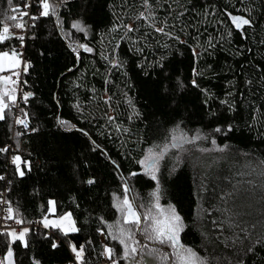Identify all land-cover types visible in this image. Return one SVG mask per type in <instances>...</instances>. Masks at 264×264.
Segmentation results:
<instances>
[{
  "label": "trees",
  "instance_id": "1",
  "mask_svg": "<svg viewBox=\"0 0 264 264\" xmlns=\"http://www.w3.org/2000/svg\"><path fill=\"white\" fill-rule=\"evenodd\" d=\"M28 1L0 0V35L28 29L0 53L22 56L31 94L27 126L10 100L0 120V210L71 213L79 231L0 234V264H264V0H48V16L33 0L20 16Z\"/></svg>",
  "mask_w": 264,
  "mask_h": 264
},
{
  "label": "snow or ice",
  "instance_id": "2",
  "mask_svg": "<svg viewBox=\"0 0 264 264\" xmlns=\"http://www.w3.org/2000/svg\"><path fill=\"white\" fill-rule=\"evenodd\" d=\"M145 2L147 3V0H145ZM40 3L42 4V8H43V11H42L41 15H43V16H48V15L50 14V11H49V10H50V7H51L50 4H49V2H48V0H40ZM27 14H28L27 12L24 13V15H27ZM229 16H231V14H229ZM33 18L35 19V17H33ZM11 19H12V20H15L16 17H11ZM231 19H232L234 22L239 21L238 23H236V27H237V28H239L241 24H243V25H248V24L250 23L249 20H247V19H242V18H238V17H231ZM73 26H74V27H80V25H78V24L73 25ZM16 27L23 28L24 25H23V24H19V25H16ZM83 30H84V29L81 28V31H83ZM9 31H10V29H9L8 26H4V27H3V33L7 34V33H9ZM157 31H162V29H157ZM16 38L19 39V40H21V41H23V39H24L23 36H19V37H16ZM6 39H9V36H7V35H0V41H4V40H6ZM85 50H86V51H91V49H88V48H85ZM3 55H4L5 57H7V56H8V53H4ZM12 56H13V58H16V57L18 56V54L15 53V52H13ZM15 62H16L17 65L20 63V61H19L18 58L15 60ZM193 85H194V86H197L196 83H195V80H193ZM5 95H6V94H5ZM28 95H31V94H30V93H29V94H26V95L24 96V99H25V100H27ZM13 103H15V98H14V97H13ZM6 107H8V105L5 104V103L3 102V97H0V120L4 119L3 110H4V108H6ZM17 122H18V123H21V124H25V121H23V120H18ZM59 123H60L61 126H64L67 122L64 121V120H60ZM25 126H27V125L25 124ZM216 131H220V129L217 128ZM0 151H7V149H6V148H5V149H0ZM12 161H13L14 164L17 165V168H18V170H19V175H20V176H24V175H25V171H24V170H21V169L19 168L20 163H24V164L27 166L28 171L31 170L30 162H28V161H21V157H19V156H14V157L12 158ZM133 175H135V173H133ZM0 179H3V177H0ZM153 179H155V176H153ZM93 182H94V181H91V180L88 181V183H93ZM50 203H52L53 205L55 204L54 201H52V202H50ZM127 203H128V202L125 200V201H124V204H127ZM128 210H129V213H130V214L134 215L133 213H131V206H129V209H128ZM180 219H181V218H180L178 215H175V214L173 215V220L176 222V224L173 226L172 234L169 235V239L172 240L173 243H175V242H176V239H177L175 233L178 232L179 229H180V225H179V221H180ZM63 220H67V221H69V224H68L67 228L64 229V233H65V235H66L69 231H71V232L79 231V229H77V228L75 227V221H72V220H71V213L66 214L64 217H61V221H63ZM45 226L47 227V226H48V223H46ZM53 226H55V227H60V228L63 227L62 223H60V222H56ZM27 231H28V229H24V230L20 233L19 236H17L16 233H14V232L12 233V237H13L14 240H15V239H19V240H21V241H24V244H23L24 247H27V246H28V245H27V241L24 240V235H25V233H27ZM113 239H117V237L114 236ZM120 243H124V241L121 239V240H120ZM55 246H56V245L54 244L53 247H55ZM72 251L75 252L77 258H79V257L81 256L83 250L81 249V250L78 251L77 248H76V246L73 245V246H72ZM187 251L191 254V258H194V257H195V254H194V253H191V250H190V249L187 250ZM107 252H108V254H109V258H111L112 249H107ZM8 256H9V257L12 256V252H11V250H9V252H8ZM186 264H191V260H190V261H186Z\"/></svg>",
  "mask_w": 264,
  "mask_h": 264
},
{
  "label": "rangeland",
  "instance_id": "3",
  "mask_svg": "<svg viewBox=\"0 0 264 264\" xmlns=\"http://www.w3.org/2000/svg\"><path fill=\"white\" fill-rule=\"evenodd\" d=\"M20 16H25V15L21 14ZM8 27H11V26H8ZM128 28L131 29L132 25L131 24L128 25ZM157 29H162V31H163L162 27L158 26L156 28V30ZM162 31H160V32H162ZM4 53H8V56L5 57L3 55ZM12 54H13V52H5V51L0 53V72H3V75H2L3 87H2V90H1L0 97H3V102L5 104H8V100L12 101L13 97L15 98L16 91H17V88L15 87V85L18 83V77H19V74L21 73L22 68H23V58H22V56L17 53L18 56L16 58H13ZM17 58L20 61V63L18 65L15 62V60ZM12 104L13 103H11V105ZM4 110H5V108H4ZM4 110H3V115H4ZM9 110H10V105H9ZM13 118H14V122H16L14 116H13ZM14 125H13V127H14ZM13 127H12V129H13ZM155 163H157V159H156V161L155 160L153 161L150 158L148 159L147 165L150 168L149 170L151 172H154L156 170V164ZM50 213L51 214L55 213L54 205L51 206ZM131 213H132V211H131ZM129 215H130V213H129ZM64 216H61V217H64ZM61 217L57 218V217H54V215H52L48 220H45V222L48 223V226H53L56 222L62 223V225H63L62 228H60V227H56V228H58L62 233H64V229L67 228V226L69 224V221H67V220L61 221ZM71 220L74 221L72 216H71ZM159 225L160 226L163 225L162 227L165 228L167 225L169 227L171 225V223H170L168 218H161V221H160ZM53 227H55V226H53ZM75 227H76V225H75ZM70 232L71 231H69L68 233H70ZM3 262L5 264H14L13 255L11 257H9L8 256V252H7L5 257H4V259H3Z\"/></svg>",
  "mask_w": 264,
  "mask_h": 264
},
{
  "label": "built area",
  "instance_id": "4",
  "mask_svg": "<svg viewBox=\"0 0 264 264\" xmlns=\"http://www.w3.org/2000/svg\"><path fill=\"white\" fill-rule=\"evenodd\" d=\"M34 2L33 0H29L28 3L26 5H24L25 7H23L24 13L27 12V15H31V13L33 12L32 6H33ZM10 31L9 33L5 34V33H1L2 35H7V36H11V37H19V36H23L25 39V36L28 34V29L23 27V28H19V27H15V26H11L9 27ZM20 50L24 51L25 48V44L24 41L23 43L20 45ZM24 70V65L22 68L21 73L19 74L18 77V83L15 85V87L17 88L16 91V96H15V103H13L12 105H10V110L13 113V116L15 117V120H18V114L20 113V107L22 106V104L24 103V96L25 94L22 93L21 90V80H22V72ZM16 132H18L16 130V126L14 125L13 127V137H16L17 134ZM46 222L43 220L40 221H33L30 224H22L19 222H8V220L4 219L3 217V211L2 209L0 210V234H4L6 232H11V233H16L17 236L20 235V233L24 230V229H39V230H45L47 231V233L49 235L54 234V228L50 227V226H45ZM104 264H111L110 261H107Z\"/></svg>",
  "mask_w": 264,
  "mask_h": 264
},
{
  "label": "water",
  "instance_id": "5",
  "mask_svg": "<svg viewBox=\"0 0 264 264\" xmlns=\"http://www.w3.org/2000/svg\"><path fill=\"white\" fill-rule=\"evenodd\" d=\"M58 17H59V15H58L57 18H56V22H57V20H58ZM79 61H80V57L78 56V64H79ZM55 97H56V96H55ZM60 120H61V119H60V115H58V122H59ZM85 133L87 134V132H85ZM94 144H95V143H94ZM115 166L118 167L117 164H115ZM127 185H128V190H129V192H130V194H131L132 203H133L134 207H136L135 199H134V196H133V194H132L131 188H130V186H129L128 183H127ZM140 218H141V224H142V223H143V217L140 215Z\"/></svg>",
  "mask_w": 264,
  "mask_h": 264
},
{
  "label": "bare ground",
  "instance_id": "6",
  "mask_svg": "<svg viewBox=\"0 0 264 264\" xmlns=\"http://www.w3.org/2000/svg\"><path fill=\"white\" fill-rule=\"evenodd\" d=\"M39 1V0H38ZM25 4V3H24ZM58 5V4H57ZM41 6V5H40ZM16 12V11H15ZM22 14V13H21ZM22 19V18H21ZM31 20V19H30ZM27 22V21H26ZM20 23V22H19ZM31 27V26H30ZM30 29V28H29ZM21 114V113H20ZM22 118V115H21ZM23 119V118H22ZM24 120V119H23ZM9 234V233H8ZM2 235V234H1ZM71 264V263H70ZM84 264V263H83Z\"/></svg>",
  "mask_w": 264,
  "mask_h": 264
}]
</instances>
